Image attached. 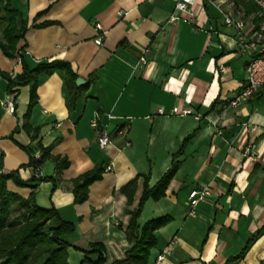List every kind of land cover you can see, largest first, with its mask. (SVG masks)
I'll return each mask as SVG.
<instances>
[{
    "label": "crops",
    "instance_id": "obj_1",
    "mask_svg": "<svg viewBox=\"0 0 264 264\" xmlns=\"http://www.w3.org/2000/svg\"><path fill=\"white\" fill-rule=\"evenodd\" d=\"M227 1L198 0L192 12L171 22L176 0H9L27 22L17 49H25L29 67L62 60L84 83L95 78L70 111L63 76H39L38 104L28 121L32 131L39 130L34 141L24 129L30 87H16L11 95L0 75L1 174L18 172L23 182L31 181L38 144L52 147V158L41 165L46 181L34 183L35 189L12 181L7 187L23 199L33 194L39 207L54 208L76 225L66 237L77 248L69 258L75 251L96 262L99 255L80 250L92 252V244H101L104 264H131L124 260L133 246L128 211L138 208L145 178L154 187L193 135L176 159L180 166L165 196L149 199L138 220L142 227L172 217L155 232L158 244L148 264H226L260 229L245 257L231 264L264 262V91L239 108L228 107L247 79L250 55L239 51L236 30L224 24L225 16L241 19L230 13ZM98 35L101 45L95 43ZM0 71L15 80L23 66L0 49ZM8 97L14 112L1 105ZM175 107L193 115L174 116ZM103 127L112 140L105 149L98 145ZM53 158L68 167L58 173ZM98 167L104 168L102 180L89 187L86 202L76 204L74 181ZM201 188L210 196L192 217L188 195Z\"/></svg>",
    "mask_w": 264,
    "mask_h": 264
},
{
    "label": "trees",
    "instance_id": "obj_2",
    "mask_svg": "<svg viewBox=\"0 0 264 264\" xmlns=\"http://www.w3.org/2000/svg\"><path fill=\"white\" fill-rule=\"evenodd\" d=\"M233 1L237 2L238 0ZM203 3L206 5L207 0H203ZM0 27L4 33V41H0V49L10 59L19 58L23 66V73L15 80L11 78V75L1 71L0 75L8 81V91L11 95L16 87H30V101L25 115L26 123L24 129L28 133H32V139L35 141L39 130L35 129L32 131L28 121L34 107L38 104L39 76H51L55 73H60L63 76L66 105L70 111L74 110L78 100L85 97L95 78L92 77L87 82L79 85L78 80L80 78L71 64L62 60L41 63L33 68L29 67L26 63L25 49H17L19 41L24 39L27 33V22L18 10L13 9L9 5V0H0ZM192 137L193 135L186 139L181 149L174 154L171 167L154 187H150L148 178H145L144 191L138 208L134 211H128L131 220L127 228V235L133 246L126 252L125 261H130L131 264H148L150 253L158 244L155 232L172 221L171 216H163L149 220L142 227L138 222L143 207L149 199L158 201L165 196L167 187L180 166V162L176 159L182 154L185 144ZM38 147L43 153L42 159L36 161L34 153L30 166L42 165L44 160L52 158L50 156L52 147L43 148L41 144H38ZM53 159L56 162L58 173L69 165L68 162L59 158ZM103 173L104 168L98 167L74 181L73 193L76 204H83L87 201L89 187L95 182L102 180ZM9 181H12L20 188L35 189L34 183L43 182L46 179L33 177L31 181L23 182L19 178L18 172H12L7 175L1 174L0 164V264H70L69 251L77 248L70 245L65 238L75 232L76 225L64 221L54 208L45 209L39 207L33 194L29 199H23L20 195L9 191L7 187ZM131 185L133 183L129 184L124 190H127ZM13 205L22 208L23 212L17 217L10 218V209ZM262 232L263 229H260L252 235L240 254L230 258L226 264L242 260L252 243L262 235ZM91 248L93 249L92 252L80 251L85 255L97 254L99 259L96 262L84 259L83 262L104 264V247L101 244H92Z\"/></svg>",
    "mask_w": 264,
    "mask_h": 264
},
{
    "label": "built area",
    "instance_id": "obj_3",
    "mask_svg": "<svg viewBox=\"0 0 264 264\" xmlns=\"http://www.w3.org/2000/svg\"><path fill=\"white\" fill-rule=\"evenodd\" d=\"M198 2V0H176L174 12L170 17L171 22H176L180 19V16L183 13L192 12L193 6ZM199 4H202V0H199ZM223 4L217 6L218 9L221 8ZM224 24L228 27L234 28L236 30V36L234 41L239 48V51L243 54H249L250 59L246 65L247 79L244 85L241 87L237 95L228 101L229 108H239L240 106L247 104L253 101L262 91H264V37L257 32L249 33L246 31V23L242 19H236L232 16H225ZM96 30L98 33L102 32V26L100 24L96 25ZM97 45L102 43V35H98L95 40ZM149 50H146L145 54L140 59L142 64L147 63L146 54ZM9 112H14L15 104L13 97H8L5 102L1 103ZM159 115L164 116L165 112L159 110ZM172 115L178 117H187L193 115L191 109L181 110L178 107L173 108ZM196 119H200V116L195 115ZM217 120L214 121L216 123ZM92 126H98V118H96ZM106 127H103V130L100 132L98 138V145L101 149L107 148L111 143V137L109 133L105 130ZM42 151H37L34 154V159L39 161L42 159ZM111 164H109L105 171L108 172L111 170ZM30 169L33 173V176L37 179L42 178L41 165L30 166ZM210 196V190L207 188L193 189L188 195V206H189V215L195 217L198 206L205 202L206 199ZM174 244V240L171 242ZM164 255L158 256V261H162Z\"/></svg>",
    "mask_w": 264,
    "mask_h": 264
},
{
    "label": "rangeland",
    "instance_id": "obj_4",
    "mask_svg": "<svg viewBox=\"0 0 264 264\" xmlns=\"http://www.w3.org/2000/svg\"><path fill=\"white\" fill-rule=\"evenodd\" d=\"M226 7L233 16L241 18L251 33L257 32L264 37V0H228ZM23 209L13 205L10 209V218L19 216ZM66 240H68L66 238ZM82 254L71 251L70 264H90L83 262Z\"/></svg>",
    "mask_w": 264,
    "mask_h": 264
},
{
    "label": "water",
    "instance_id": "obj_5",
    "mask_svg": "<svg viewBox=\"0 0 264 264\" xmlns=\"http://www.w3.org/2000/svg\"><path fill=\"white\" fill-rule=\"evenodd\" d=\"M83 83H84V81H83L82 79H79V80H78V84H79V85H81V84H83ZM262 264H264V262H263Z\"/></svg>",
    "mask_w": 264,
    "mask_h": 264
}]
</instances>
